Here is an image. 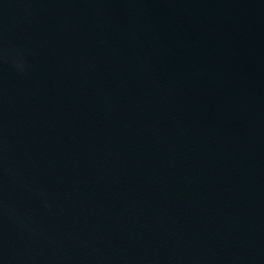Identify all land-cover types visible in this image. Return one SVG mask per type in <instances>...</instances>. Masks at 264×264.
Instances as JSON below:
<instances>
[{
    "label": "water",
    "instance_id": "95a60500",
    "mask_svg": "<svg viewBox=\"0 0 264 264\" xmlns=\"http://www.w3.org/2000/svg\"><path fill=\"white\" fill-rule=\"evenodd\" d=\"M0 264H264V0H0Z\"/></svg>",
    "mask_w": 264,
    "mask_h": 264
}]
</instances>
